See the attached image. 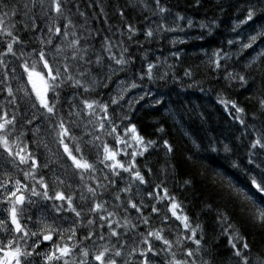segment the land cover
I'll use <instances>...</instances> for the list:
<instances>
[{
	"label": "snow or ice",
	"instance_id": "6c2138e0",
	"mask_svg": "<svg viewBox=\"0 0 264 264\" xmlns=\"http://www.w3.org/2000/svg\"><path fill=\"white\" fill-rule=\"evenodd\" d=\"M72 4H25L26 16L38 6L46 19L43 27L35 19L25 22V35H17L15 25L4 27L3 15H15L16 7L5 4L9 11L0 15V264H198L191 259L198 254L199 264H224L211 244L217 236L230 245L227 264H251L240 250L249 244L236 241L246 225L264 231V91L252 121L236 117L253 128L246 133V161L225 156L243 180L234 183V174L222 166L198 162L195 179L175 181L187 195L199 191L198 178L212 185L201 193L198 207L214 226L202 224L166 181L152 179L145 137L120 108L127 87L109 90L114 74L128 63L127 49L116 55L108 37L99 49L91 45L80 31L85 26L72 18L85 13L78 6L72 13ZM135 6L129 0L127 7ZM152 7L165 31H175L185 19L173 0H152ZM217 7L223 11V5ZM237 8L246 25L264 19V0H238ZM127 15L120 12L121 19ZM124 33L132 40L137 28L126 22ZM153 35L144 30L146 38ZM257 38L248 36L241 46L251 49ZM259 38L264 41V33ZM227 44L236 47L232 40ZM213 55L217 68L227 59L222 47ZM260 64L264 70V60ZM152 67L143 71L151 74ZM101 89L109 90L106 98H100ZM220 103L246 114L236 102ZM164 148L173 151L167 141ZM231 151L223 146L225 154Z\"/></svg>",
	"mask_w": 264,
	"mask_h": 264
},
{
	"label": "clouds",
	"instance_id": "9594fccd",
	"mask_svg": "<svg viewBox=\"0 0 264 264\" xmlns=\"http://www.w3.org/2000/svg\"><path fill=\"white\" fill-rule=\"evenodd\" d=\"M118 2L142 18L143 26L133 23L137 33L132 40L120 31V37L126 39L114 41L116 55L127 49L124 55L128 63L123 71L114 74L109 90L127 87L120 108L145 137L149 148L145 155L155 169L152 179L170 185L181 177L195 179L198 162L213 167L217 160L228 164L226 155L242 158L246 133L253 128L238 124L236 117L252 121L264 91L260 64L264 60V41L259 38L264 33V19L251 25L242 23L238 17L243 9L237 8L238 0H185L186 7L181 10L185 19L175 25V31H165L158 27L157 22L164 21L152 7V0H134V8L127 7L129 0ZM247 2L257 4V0ZM217 5H223V11ZM202 10L203 15L197 19L194 14ZM148 28L154 33L151 38L144 36ZM141 35L143 39H138ZM248 36L258 37L251 49L241 46ZM209 39L218 41L227 55L219 68L213 55L217 48L196 43H207ZM228 40L236 47L227 44ZM149 64L153 66L151 74L143 71ZM221 100L236 102L246 114L226 110ZM254 123L259 129L260 120ZM165 141L172 146V152L164 148ZM224 145L232 151L225 154ZM180 188L184 190L183 185ZM245 259L251 264H264V239L252 246Z\"/></svg>",
	"mask_w": 264,
	"mask_h": 264
},
{
	"label": "trees",
	"instance_id": "16d2710c",
	"mask_svg": "<svg viewBox=\"0 0 264 264\" xmlns=\"http://www.w3.org/2000/svg\"><path fill=\"white\" fill-rule=\"evenodd\" d=\"M173 3L177 4L178 7L174 10L181 11L186 7L185 0H173ZM7 4L9 7H16L17 12L15 15H3V19L5 21L4 27H8L10 25H15L16 34L17 35H25L24 24L25 22H31L32 19L37 21V24L43 27L46 23L45 17L41 14L40 8L37 6L31 13H28L26 16L25 13L28 9L24 8V5L27 4L28 8H32V0H0V15L4 12H8L9 9L5 8L4 5ZM79 7L80 11L85 13L84 17H80L78 14L73 15V20L77 25H84V29H80L81 33L85 36H89V43L93 45L95 48L99 49L100 42L105 38L108 37L112 41L118 39H126V37H120V31L126 30V22L136 23L138 26L142 27L143 25L140 24V20L142 18L135 17L131 14L129 9L121 7L119 5L118 0H73L72 4V13H76V7ZM119 6L120 11H116V7ZM127 11L128 15L121 19L120 12ZM219 14V10H218ZM233 14H235V9L233 10ZM53 15H55L53 13ZM196 15V18L199 19L203 15V10L199 14ZM85 19L87 23L85 24ZM155 19V18H153ZM147 21H145L146 23ZM38 35V34H37ZM4 37L0 36V40H3ZM28 37L26 36V41ZM138 39H143V36H139ZM197 44H204L205 48L212 49V48H219L218 41H214L209 39L207 43L204 42H196ZM183 47V46H182ZM31 49H29L30 51ZM94 59V57H93ZM108 89H101L100 90V98H106V93ZM2 99V98H0ZM229 119L231 116L229 115ZM247 144V139L244 140V145L241 148L242 158L247 159L246 156V148L245 145ZM143 159V158H141ZM235 159H240L235 158ZM217 165L222 166L221 170H226L229 173H233V181L234 183L237 182V177L242 181L244 178V174L242 172H236V170L232 169L228 164H226L222 160H217L213 167ZM198 185L199 191L187 195L184 193L180 187H177L175 182H172L169 188L172 190L173 195H176L178 200L183 201L184 207L191 213L193 219L199 218L202 224H208L210 227L212 225V221L209 216L205 215L204 213L200 212L198 207L199 201L202 198H205L201 195V193H205L208 189L212 187L210 182L199 180L198 178ZM215 200L217 203L221 202L220 196H216ZM231 207V206H230ZM214 215V213H213ZM235 223V221H233ZM217 232H219V227L215 226ZM243 239L236 241L237 243L243 245L244 243L249 244V248L244 249L241 247V251L243 253H247L253 245L258 244L262 239H264V231L260 230L259 228H253L251 225H246L242 229ZM174 239V237H172ZM190 243V242H189ZM211 244L214 246V252L218 250L219 253H222L225 257L224 264H227L226 257L228 256V249L230 245L227 242V239L223 236H217L215 239L211 240ZM196 245H192V248L195 249ZM191 259H196L199 264V254ZM233 259H235L233 257Z\"/></svg>",
	"mask_w": 264,
	"mask_h": 264
},
{
	"label": "rangeland",
	"instance_id": "374dc122",
	"mask_svg": "<svg viewBox=\"0 0 264 264\" xmlns=\"http://www.w3.org/2000/svg\"><path fill=\"white\" fill-rule=\"evenodd\" d=\"M39 35V33H37Z\"/></svg>",
	"mask_w": 264,
	"mask_h": 264
}]
</instances>
